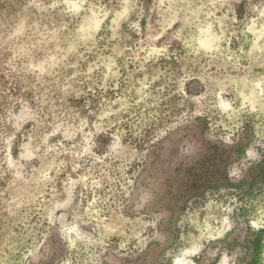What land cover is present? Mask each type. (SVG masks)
Segmentation results:
<instances>
[{"label": "rangeland", "instance_id": "374dc122", "mask_svg": "<svg viewBox=\"0 0 264 264\" xmlns=\"http://www.w3.org/2000/svg\"><path fill=\"white\" fill-rule=\"evenodd\" d=\"M0 264H264V0H0Z\"/></svg>", "mask_w": 264, "mask_h": 264}]
</instances>
